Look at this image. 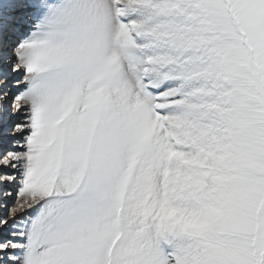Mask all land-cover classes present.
<instances>
[{
  "label": "snow or ice",
  "instance_id": "snow-or-ice-1",
  "mask_svg": "<svg viewBox=\"0 0 264 264\" xmlns=\"http://www.w3.org/2000/svg\"><path fill=\"white\" fill-rule=\"evenodd\" d=\"M0 264H264V0H0Z\"/></svg>",
  "mask_w": 264,
  "mask_h": 264
}]
</instances>
